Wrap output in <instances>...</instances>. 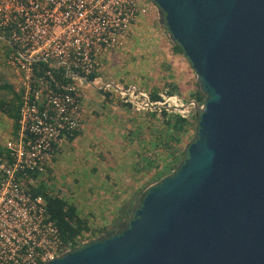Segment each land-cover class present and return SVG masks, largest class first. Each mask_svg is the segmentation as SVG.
<instances>
[{"label":"water","instance_id":"obj_1","mask_svg":"<svg viewBox=\"0 0 264 264\" xmlns=\"http://www.w3.org/2000/svg\"><path fill=\"white\" fill-rule=\"evenodd\" d=\"M206 98L125 228L45 264H264V0H152Z\"/></svg>","mask_w":264,"mask_h":264},{"label":"built area","instance_id":"obj_2","mask_svg":"<svg viewBox=\"0 0 264 264\" xmlns=\"http://www.w3.org/2000/svg\"><path fill=\"white\" fill-rule=\"evenodd\" d=\"M148 1L0 0V39L20 73L23 101L19 130L6 141L9 152L0 155V264H45L74 250L51 219L45 197L31 187L53 175L60 148L83 129L84 100L93 91L114 90L135 110L151 108L149 92L140 86L125 88L101 72L89 79L112 53H124L150 11ZM61 68L68 82L57 78ZM171 99V111L191 115L183 98ZM89 241L78 240V247Z\"/></svg>","mask_w":264,"mask_h":264},{"label":"rangeland","instance_id":"obj_3","mask_svg":"<svg viewBox=\"0 0 264 264\" xmlns=\"http://www.w3.org/2000/svg\"><path fill=\"white\" fill-rule=\"evenodd\" d=\"M148 5L150 11L143 17L151 16L153 23L158 24V14L153 1L149 0ZM157 28L159 27H155ZM8 47L7 42L0 39V64L9 62ZM8 55L10 56V51ZM135 57L139 58V55L136 54ZM8 69L10 72H15V68L11 65ZM140 70L137 60L135 62L131 60V62H107L100 72L118 83L121 77L126 76L133 84L131 78L138 77ZM4 72L6 70L0 69V75ZM191 72L194 77L189 80L190 83L183 80L185 86L194 85L197 81L194 70ZM135 85L141 87L137 82ZM188 93L189 90L183 91V95ZM102 96L94 94L93 91L92 96L84 100L85 121L84 130L82 129L84 132L77 140L72 141L73 144H63L60 148L62 151L57 156L56 169L53 175L50 173L48 183L54 189H61L67 197H72L74 200L77 198L76 203L80 205L79 208L85 214L88 212L91 213L88 215L95 217L96 228L104 225L111 228L113 225L108 224L112 218L106 217L105 214L111 215L116 207L117 210L115 209L114 212H117V216L123 207L131 211L135 208V212L146 189L159 182V179L155 171L149 174L139 169L143 163L142 144L150 137L148 135L146 139L143 137L145 135L135 134V130H138L136 128L138 121L131 117L132 110H123L122 106L117 107L113 104L104 109L102 101L105 96ZM2 123L0 128L3 132H7L8 129L10 132L12 122L2 119ZM195 134L196 131L186 140L184 146L193 140ZM140 139H143L142 144ZM168 161L170 162L171 159ZM89 184H91L90 188H88ZM97 238L99 233L87 237L88 240Z\"/></svg>","mask_w":264,"mask_h":264},{"label":"trees","instance_id":"obj_4","mask_svg":"<svg viewBox=\"0 0 264 264\" xmlns=\"http://www.w3.org/2000/svg\"><path fill=\"white\" fill-rule=\"evenodd\" d=\"M2 33L3 30L0 29V34ZM175 48L178 52L183 53L182 48L178 44L175 45ZM10 50V47H8V54ZM166 67L168 68L167 64L163 63L161 69L165 71ZM63 72V68L56 70L57 78L60 81L68 82L69 79L64 77ZM99 73L100 71H95L89 79L94 80ZM170 79L163 77L153 84V88L149 91L152 105L151 108L144 111L135 110L131 103L123 102L114 90L101 89V93L105 96L102 101V108L105 109L108 105L113 104L122 106L123 110H132L133 116L131 117L138 121V125H136L138 130H135V134L138 136L145 135L143 137H146V139H148L149 135V140H144V143L143 139H140L141 144L143 143V155L141 154L143 163L139 169L149 174L155 171L159 181L163 177L172 174L185 159L187 148L194 140L195 135L191 142L185 146L184 144L188 138L192 137L193 132L197 131L200 116L199 106L204 103L206 98L197 82L188 94L183 95L180 93V86ZM121 84L125 88L131 85L128 81H123ZM0 89L2 91L0 93V112L10 119L12 122V135L16 136L19 130L20 111L23 104L22 92L16 90L15 86L7 81L0 82ZM172 97H177L179 100L183 98L185 106L192 111L191 115L184 116L179 112L171 111L168 106L174 100L171 99ZM159 101H163L161 108L157 106ZM143 120H146V122H142ZM82 133V129L73 132L70 135V140L73 141L79 138ZM8 152L6 146L0 143V155ZM169 159H171L170 162L168 161ZM35 176L37 177V175ZM49 179L50 176L40 178L37 182L38 185L31 187V189L35 194H42L45 197L51 219L56 221L62 238L74 244V250L82 247H78L77 244L80 239L82 240L98 233L99 237H105L111 232L112 228L110 229L106 225L96 228L95 217L85 214L77 206L76 201L72 197L64 195L61 189H54V187L50 186L48 183ZM119 212L121 213L119 220L125 219L124 217L131 213L129 208L124 207ZM116 224L118 223L115 222Z\"/></svg>","mask_w":264,"mask_h":264},{"label":"crops","instance_id":"obj_5","mask_svg":"<svg viewBox=\"0 0 264 264\" xmlns=\"http://www.w3.org/2000/svg\"><path fill=\"white\" fill-rule=\"evenodd\" d=\"M152 19L153 18L151 16L142 17L141 21H139L138 24L135 26L133 32L134 34L133 39L129 44V46L127 47V49L124 51V53H117V52L112 53L109 56V59L106 61V63L131 62V60L132 62H135V60H137V62L139 63V67L141 68L140 74L138 75V77L135 76L136 78H131V79L134 82L133 84H135L136 82L141 84V87L147 90L148 92L153 88V84L156 83L158 80L162 79L163 77H167V79L171 78L173 82L175 81V83H177L180 86L181 94H183L184 90L190 91L195 84L185 86L183 83V80H186L187 83H190L189 80H191L192 77H194L193 72H191L193 71L192 70L193 68L188 58L184 55V53L178 52L176 50L175 48L176 44L175 42H173L169 31L164 26H162L160 22L158 24H154ZM155 27H159V28L155 29ZM136 54L139 55V58L135 57ZM7 56L9 57L8 53ZM134 57L135 60H133ZM163 63H166L168 66V68L166 67L165 71L161 69ZM9 66H10L9 62L0 64V69H3V71L6 70V72L0 75V82L7 81L13 84L16 90L19 91L20 77H21L20 73L16 69L15 72H10L8 69ZM165 72L167 76H165L166 75ZM108 79L111 82L113 81L114 83H117L115 80H111L110 78ZM122 80L128 82L131 81L126 76L120 78L121 83H123ZM94 94L96 95L101 94V96L102 95L104 96V94L101 93V89H98ZM2 119L10 120L8 119L7 116H5L0 112V126L3 125ZM11 131L9 132L8 129L7 132L4 133L3 130L0 128V143L3 144L4 146L8 138L12 135ZM110 139L111 138H109V140ZM71 143L72 141L70 140V144ZM61 151L62 149H60L59 152ZM90 187L91 184H89L88 188ZM75 201H77V198ZM76 204L78 207H80L78 203ZM115 209L117 210V207L114 208V211H116ZM114 211L110 213L111 215L105 214L106 217L112 218L110 220V224H108V225H113L111 226L112 229L117 226V224L115 225V222L121 223L125 220V219L119 220V218H121L120 217L121 213L119 212L117 216V212ZM86 213L91 214L88 212ZM115 217L117 218L116 221L114 220Z\"/></svg>","mask_w":264,"mask_h":264},{"label":"flooded vegetation","instance_id":"obj_6","mask_svg":"<svg viewBox=\"0 0 264 264\" xmlns=\"http://www.w3.org/2000/svg\"><path fill=\"white\" fill-rule=\"evenodd\" d=\"M134 209L135 208H133L132 211L130 210L131 213L129 215H127V217L125 218V220L123 222H121V223H118L117 226L111 230V232L113 231L114 233H116V232H119L121 229L125 228L126 225L128 224V221L133 217Z\"/></svg>","mask_w":264,"mask_h":264}]
</instances>
